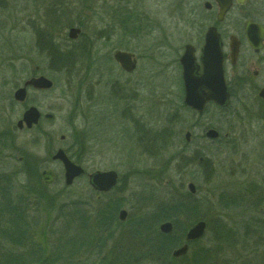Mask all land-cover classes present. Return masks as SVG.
<instances>
[{
	"label": "rangeland",
	"instance_id": "1",
	"mask_svg": "<svg viewBox=\"0 0 264 264\" xmlns=\"http://www.w3.org/2000/svg\"><path fill=\"white\" fill-rule=\"evenodd\" d=\"M3 2L0 127L14 124L22 112L21 106L8 105L3 99L19 79L37 68L38 73L53 82L50 91L36 97L31 93L33 102L43 112L51 113L52 119L41 121L40 133L16 132L14 144L5 141L7 147L0 153V175L9 177L12 196L34 191L41 197L38 207L41 221L34 229L33 239L41 241L46 253L54 247L53 238L65 230L61 215L56 213L60 203L79 200L91 217L113 199L120 203L118 210H126L125 220H118L120 224L110 227L113 231L107 232L110 236L104 238L102 247L94 242L101 236L100 229L90 228L91 244L95 245L77 255L78 264H107L116 249L140 245L134 239L121 237V232L129 227L125 221L172 199L184 200L207 224L204 237L189 247L187 254L199 247L213 254L218 247L213 257L217 264H264L261 247L264 231L255 224L264 218V180L257 175L264 163L260 157L264 150L259 149L252 124L246 123L244 134L239 130L236 119L240 120L239 112L242 114L241 102L233 99L225 112L209 106L200 119L190 118L182 107L178 58L186 43L195 46L196 57L199 54V26L198 23L197 27L191 26L187 6L180 13L178 0H48V27L53 43L63 52L75 51L68 68H55L52 61L47 66V55L45 59L34 50L31 30L19 31L15 26L29 18L37 24L43 20L40 11L35 9V14L30 13L29 4L22 5L21 1L20 4H13L12 0ZM125 8L129 11L124 12ZM72 26L81 30L75 40L67 37V29ZM14 34L20 42L30 38V46L14 47ZM116 50L134 53L137 64L130 73H124L114 62L112 53ZM175 114L179 119L173 121ZM204 126L218 130L221 138L211 141L203 137ZM162 129L168 130V138L162 143L157 137L156 144L148 147L150 152L145 151L143 131L155 133ZM188 130L192 140L186 144L184 132ZM226 131L227 137H222ZM58 148L68 156L70 153L72 160L86 172L115 171L116 185L105 195L98 194L84 175L65 186L62 165L51 160ZM30 166H34L33 170L37 168L32 175L28 173ZM44 168L55 173L54 182L46 189L39 186L36 176L39 173L40 177ZM189 182L196 187L194 194L187 190ZM180 186L186 192L181 193ZM228 198L235 199V203H229ZM189 217L193 218L191 211L176 217L177 232L199 220L191 222ZM165 221L172 222L161 220L156 229ZM218 224L225 231L219 243L213 239ZM69 226L73 234L76 229ZM258 239L262 249L254 252L247 249ZM177 247L172 246L171 252ZM136 263L156 264L145 258Z\"/></svg>",
	"mask_w": 264,
	"mask_h": 264
},
{
	"label": "trees",
	"instance_id": "2",
	"mask_svg": "<svg viewBox=\"0 0 264 264\" xmlns=\"http://www.w3.org/2000/svg\"><path fill=\"white\" fill-rule=\"evenodd\" d=\"M74 54V49L68 52H61L59 49L57 50L56 46H53L51 55L53 66L55 68H68L70 66L69 62L74 58ZM177 115L178 114H175V116L172 117L173 121L177 118ZM168 135L170 134L166 129L159 130L155 133L143 131V148L145 151L150 152L148 147L149 145L154 146L156 144L155 139L157 137H159L163 143L164 139L168 138ZM144 140L146 142H144ZM30 156L35 157L33 154H30ZM69 157L72 159L73 156L69 153ZM26 161V164H29L28 159ZM180 161H182V159ZM203 163L204 166L208 165L207 160H204ZM183 165H185V162ZM33 167L34 166H30L29 174L33 173L34 170L36 171L37 168L33 170ZM36 176L37 183L40 184L39 186L42 189H46L48 186L42 184L39 179V173L36 174ZM8 183H10L9 177L7 175H0V264H78L77 255H79L81 251L92 246L91 239L93 236L90 228L100 229L101 236L95 238L94 242H98V245L102 247L104 238H109L110 235L108 233L113 231L110 227L120 224L117 219V210L120 203H118L116 199L110 200L111 203H105L104 206L98 208L94 217L90 216L91 213L87 210L85 204L79 200H72L68 204L60 203L56 213L57 215H61L60 217L62 218L61 220L64 221L65 230L60 233L58 237L52 236L54 237L52 240L54 247L46 253L41 245V241L38 242L33 239L34 229L41 221L38 218L40 217L38 214V207L41 197L34 191H23L19 196H12L11 187ZM179 191H181V193L186 192L183 187H181ZM29 196L35 198V200L29 198ZM229 200V203H235V199ZM190 211L191 214H193V218L189 217L191 222L195 219H204L200 214L198 215L192 212L194 208L189 209V205L185 204L184 200L176 202L171 199L169 202L157 204L152 210L145 214L142 213L137 218L125 221L126 224L128 223L129 227L128 230L121 232V237L134 239L136 242H140V245L124 246L120 249H116L112 252L110 259L106 263L135 264L139 260L145 258L156 264H217L214 262L213 257L219 249L218 247H215L216 250L213 254L208 249L204 250L199 247L197 250H191L188 254L178 258L171 256L172 246H179L183 243L184 233L187 227L190 226L187 223L188 225L185 226L186 229L183 227V229L177 232L176 217L181 214L187 215ZM166 219L172 221V231L168 234H162L156 229V225L161 220ZM256 222V226L264 231V218ZM69 225H73L76 229L73 234L69 231ZM208 226H210L209 223ZM218 226L219 228L217 230L215 229L216 231L213 236V239L217 243H219L221 237L225 235V231L221 224H218ZM258 243L259 239L251 243V247L248 246L249 248L247 247V249L253 252L261 247L264 249V243L261 247L260 244L258 246ZM196 244H198V241L192 242L190 248ZM94 245L95 244H93V246ZM99 250H101L100 247ZM100 262L103 263V260H100Z\"/></svg>",
	"mask_w": 264,
	"mask_h": 264
},
{
	"label": "flooded vegetation",
	"instance_id": "3",
	"mask_svg": "<svg viewBox=\"0 0 264 264\" xmlns=\"http://www.w3.org/2000/svg\"><path fill=\"white\" fill-rule=\"evenodd\" d=\"M13 4H17L21 1L22 5L29 4L27 9L30 13L35 14V9L39 12V15L43 17V20H39L36 24V21H33L32 18L21 21L15 24L16 28L18 26V30H31L33 33V48L37 53L43 55L45 59L48 56V64L50 67L51 64V55H52V47L56 46L57 50L63 52L58 46V44L53 43L51 39V27H48V22L50 21V17L48 15L49 7L48 0H12ZM50 1V0H49ZM225 0H178L177 8H180V13H182V7L187 6L189 22L191 26H199L198 27V57L195 56L196 48L191 43H186L183 46V51L186 45H191L194 49V57L195 61L199 64V68L197 72H201L200 66V55L203 44L205 43V35L209 28H214L216 34L218 35L220 41V48L222 53V71H223V79L225 85L227 87L228 92V102L226 105L221 106L216 104L214 101H209L205 104L203 110L198 112L194 109H191L184 104L182 107L184 108L185 113L190 115V118L200 119L209 106L215 107L219 111H228L229 107L232 103L233 99H236L240 104V110L242 114L239 112L238 116H241L236 121L239 124V130L242 131L241 134H244L245 125L252 124L253 127V136L258 140V144L260 145L261 150H264V0H228L229 5L227 9L222 10L221 5L224 4ZM25 2V3H23ZM0 7L5 8V3L3 0H0ZM123 9V8H120ZM128 9H124L126 12ZM115 11V10H114ZM129 11V10H128ZM129 13V12H127ZM1 17V16H0ZM128 17V16H127ZM115 18V17H114ZM47 19V21H46ZM1 21V19H0ZM21 23V24H20ZM196 23H198L196 25ZM2 22H0V25ZM20 24V25H19ZM36 24V25H35ZM74 27V26H72ZM71 28V27H69ZM67 29V37L68 30ZM79 28V27H76ZM202 28V29H201ZM80 30V28H79ZM15 31V28L12 29ZM81 32V30H80ZM79 32V33H80ZM79 35V34H78ZM77 35V37H78ZM14 47L19 49L21 46L23 48H28L30 46V38L26 42H20L17 39L19 36L14 34ZM76 37V38H77ZM75 38V39H76ZM71 39V38H70ZM72 39V40H75ZM117 51V50H116ZM123 51V50H120ZM182 51V53H183ZM115 52V51H114ZM112 58L114 62L120 67V65L115 61L113 54ZM129 52V51H125ZM132 53V52H129ZM181 53V55H182ZM133 57L135 58L134 53ZM47 55V56H46ZM180 55V56H181ZM179 56V58H180ZM180 70L182 71L181 64ZM135 67L137 64V59L135 58ZM120 69L125 73L121 67ZM130 73V72H126ZM38 76H44L48 79L45 74L38 73V69H34L28 76L23 77V79H19L15 86L12 89L10 94H7L3 97L8 105L15 104L21 106L22 112L16 122L10 126H5V128L0 127V153L2 150L7 147L5 141L7 142L13 140V135L16 132H30V131H39L42 120H51L52 118H46L45 114H51L49 112H43L36 103L33 102L38 94H44L45 92L50 91L52 87L43 89V88H35L31 85H25L31 78H36ZM180 86H181V97L182 103L184 99V88L182 75L180 76ZM1 83L3 80L0 81ZM25 88V97L23 101H18L14 99V93L19 88ZM11 91V90H10ZM33 97H32V94ZM251 102V105L246 104V102ZM253 104V105H252ZM7 105V104H6ZM30 106H34L40 112L41 116L36 125H32L30 128H27L25 125L19 127L17 122L21 119L23 112ZM254 107V108H253ZM188 110H187V109ZM8 109L7 107L4 108ZM1 117V115H0ZM179 119V117L177 116ZM231 118L235 120V117L232 115ZM1 120V119H0ZM1 125V122H0ZM235 126H238L235 123ZM212 129V126H204L203 127V137L208 140L214 141L219 140L221 138L218 130V137L215 139H209L205 136V132L208 129ZM189 132V139L186 141L188 144L192 140V133L188 130L184 132ZM228 132L222 136L227 137ZM10 138V139H9ZM12 147V146H11ZM24 149L26 148L22 145ZM261 158H264V154H260ZM261 170H258V176L264 180V163L260 166ZM46 169V168H44ZM42 169V170H44Z\"/></svg>",
	"mask_w": 264,
	"mask_h": 264
},
{
	"label": "water",
	"instance_id": "4",
	"mask_svg": "<svg viewBox=\"0 0 264 264\" xmlns=\"http://www.w3.org/2000/svg\"><path fill=\"white\" fill-rule=\"evenodd\" d=\"M229 1L225 0L221 5L222 10L227 9ZM80 30L76 27H71L68 30L69 38L75 39ZM113 57L120 67L126 71L131 72L135 68V58L132 53L117 50ZM201 72L197 69L199 64L195 61L194 49L191 45H186L179 62L182 67L181 75L184 88L183 104L191 109L201 112L205 104L209 101H214L216 104L224 106L228 102V92L223 79L222 69V53L220 48V41L214 28H209L205 35V43L201 49L199 58ZM25 85H31L35 88L47 89L53 86L51 79L44 76L31 78ZM25 97V88H19L14 93V99L23 101ZM41 114L36 107H28L22 114L21 119L17 122L19 127L25 125L30 128L36 125ZM46 118H52V114H45ZM189 132L185 133L184 139H189ZM205 136L209 139L218 137V132L215 129H208ZM63 138V136H61ZM51 160L58 161L63 168V181L65 186H70L77 178L83 175L87 176L88 184L96 192H108L117 183L118 175L113 170L100 171L95 170L86 172L80 164L74 162L63 150L58 148L51 156ZM55 179V173L51 168L45 169L41 172V181L44 185H51ZM187 190L194 194L196 187L192 182L187 184ZM126 210L119 209L117 218L119 221H124L126 218ZM159 231L162 234H168L172 231V223L165 221L159 224ZM206 232V222L204 220H197L191 224L184 233L183 243L171 252L172 257L178 258L186 255L189 250L190 243L200 240L204 237Z\"/></svg>",
	"mask_w": 264,
	"mask_h": 264
}]
</instances>
